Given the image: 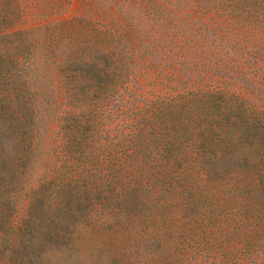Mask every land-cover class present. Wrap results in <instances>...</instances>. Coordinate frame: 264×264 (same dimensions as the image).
Listing matches in <instances>:
<instances>
[{
  "label": "trees",
  "instance_id": "1",
  "mask_svg": "<svg viewBox=\"0 0 264 264\" xmlns=\"http://www.w3.org/2000/svg\"><path fill=\"white\" fill-rule=\"evenodd\" d=\"M167 1L143 65L38 48L0 14V264H264V0ZM167 68L184 86L161 93ZM103 230L117 250L80 261Z\"/></svg>",
  "mask_w": 264,
  "mask_h": 264
},
{
  "label": "rangeland",
  "instance_id": "2",
  "mask_svg": "<svg viewBox=\"0 0 264 264\" xmlns=\"http://www.w3.org/2000/svg\"><path fill=\"white\" fill-rule=\"evenodd\" d=\"M151 6L173 10L172 17L175 20L179 17L178 10L184 7L183 4L168 3L167 0H0V14L9 19L7 32L28 33L38 48L51 49L52 45L58 42L61 49L69 50L72 47L87 52L95 49L113 60L122 50L125 54L124 59L129 64L134 59L136 64L143 65L145 62L137 55H132V52L138 53L142 34L150 31L151 26L158 29L163 25V20H153L148 15ZM157 20L160 21L156 24ZM109 58L108 61L111 62ZM158 58L161 60V57ZM146 62L149 65L151 58H147ZM164 72L161 76L164 80L161 78L157 80L160 82L157 89L161 90V93L176 91L184 86L178 77L171 76L169 68ZM156 78L157 72L144 70L141 83L145 94L152 96V85L149 84ZM132 80L133 76L127 78V81ZM131 85L124 96L130 95L133 90V84ZM121 94L124 92L118 90L116 92L114 88L109 97L112 100ZM111 109H117L114 103ZM79 236L82 262L86 260L85 255L94 250L103 249L107 252V249H110L108 252H113L111 250L117 243L115 236L108 230L85 231ZM219 246L216 245V251L210 256L209 261L215 259L214 264H232L234 253L227 255L224 249L223 251L217 249ZM117 248L116 245L115 251ZM199 261L202 262L203 258Z\"/></svg>",
  "mask_w": 264,
  "mask_h": 264
}]
</instances>
